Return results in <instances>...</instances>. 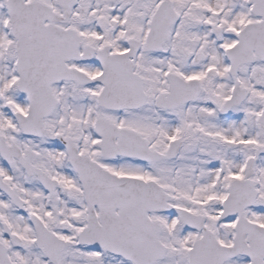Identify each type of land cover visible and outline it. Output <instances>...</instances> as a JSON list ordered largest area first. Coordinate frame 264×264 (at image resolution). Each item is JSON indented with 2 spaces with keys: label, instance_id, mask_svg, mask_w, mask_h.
Returning a JSON list of instances; mask_svg holds the SVG:
<instances>
[{
  "label": "snow or ice",
  "instance_id": "6c2138e0",
  "mask_svg": "<svg viewBox=\"0 0 264 264\" xmlns=\"http://www.w3.org/2000/svg\"><path fill=\"white\" fill-rule=\"evenodd\" d=\"M0 264H264V0H0Z\"/></svg>",
  "mask_w": 264,
  "mask_h": 264
}]
</instances>
